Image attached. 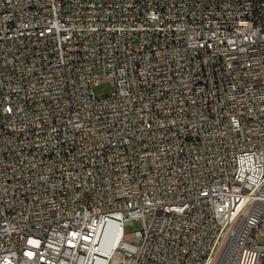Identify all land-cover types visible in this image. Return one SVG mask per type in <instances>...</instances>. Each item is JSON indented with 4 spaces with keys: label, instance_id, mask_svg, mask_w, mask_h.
Returning <instances> with one entry per match:
<instances>
[{
    "label": "built area",
    "instance_id": "2783aa9c",
    "mask_svg": "<svg viewBox=\"0 0 264 264\" xmlns=\"http://www.w3.org/2000/svg\"><path fill=\"white\" fill-rule=\"evenodd\" d=\"M216 248L264 264V0H0V264Z\"/></svg>",
    "mask_w": 264,
    "mask_h": 264
},
{
    "label": "bare ground",
    "instance_id": "6f19581e",
    "mask_svg": "<svg viewBox=\"0 0 264 264\" xmlns=\"http://www.w3.org/2000/svg\"><path fill=\"white\" fill-rule=\"evenodd\" d=\"M16 44H17V37H9V45H16ZM116 242L117 241L115 239H112L109 242L103 244L101 255L103 256L109 255L112 245ZM228 259H229V249L228 248H216L212 256L208 258V264H227Z\"/></svg>",
    "mask_w": 264,
    "mask_h": 264
},
{
    "label": "rangeland",
    "instance_id": "374dc122",
    "mask_svg": "<svg viewBox=\"0 0 264 264\" xmlns=\"http://www.w3.org/2000/svg\"><path fill=\"white\" fill-rule=\"evenodd\" d=\"M113 91H114V87L112 86V84H110L108 82L101 83L98 86L94 87V93L97 97L110 96L113 93ZM139 229H140V223L139 222H134L131 225H126L125 226V235H124L125 239L126 240H132L133 239V233L135 231H138ZM102 257L107 258L108 255H106V256L102 255ZM104 262L105 261H103L102 264H105Z\"/></svg>",
    "mask_w": 264,
    "mask_h": 264
}]
</instances>
